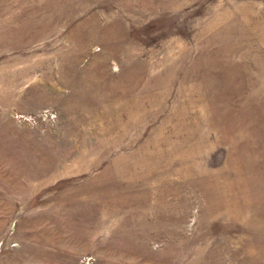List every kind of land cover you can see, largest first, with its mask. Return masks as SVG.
I'll list each match as a JSON object with an SVG mask.
<instances>
[{
  "label": "rangeland",
  "instance_id": "374dc122",
  "mask_svg": "<svg viewBox=\"0 0 264 264\" xmlns=\"http://www.w3.org/2000/svg\"><path fill=\"white\" fill-rule=\"evenodd\" d=\"M0 264H264V0H0Z\"/></svg>",
  "mask_w": 264,
  "mask_h": 264
}]
</instances>
